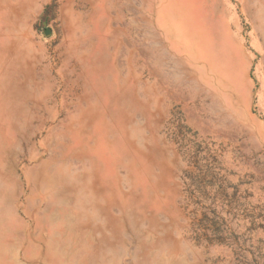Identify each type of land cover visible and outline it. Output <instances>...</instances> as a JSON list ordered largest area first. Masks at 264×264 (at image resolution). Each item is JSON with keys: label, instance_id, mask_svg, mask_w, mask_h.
<instances>
[{"label": "rangeland", "instance_id": "obj_1", "mask_svg": "<svg viewBox=\"0 0 264 264\" xmlns=\"http://www.w3.org/2000/svg\"><path fill=\"white\" fill-rule=\"evenodd\" d=\"M0 264H264V0H0Z\"/></svg>", "mask_w": 264, "mask_h": 264}]
</instances>
